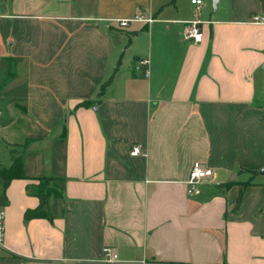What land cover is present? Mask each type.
Returning <instances> with one entry per match:
<instances>
[{
  "label": "crops",
  "instance_id": "obj_1",
  "mask_svg": "<svg viewBox=\"0 0 264 264\" xmlns=\"http://www.w3.org/2000/svg\"><path fill=\"white\" fill-rule=\"evenodd\" d=\"M191 1L0 0V170L18 149L25 175L0 181V264H264V0ZM40 177L61 194L27 220Z\"/></svg>",
  "mask_w": 264,
  "mask_h": 264
},
{
  "label": "built area",
  "instance_id": "obj_2",
  "mask_svg": "<svg viewBox=\"0 0 264 264\" xmlns=\"http://www.w3.org/2000/svg\"><path fill=\"white\" fill-rule=\"evenodd\" d=\"M191 3L196 5L198 8L202 5L201 0H192ZM132 21L137 22H153L152 18L146 19L144 17H136L132 20H118V23L122 27H127ZM252 21L255 23L264 22L263 16L255 15L252 18ZM202 22L198 19L188 22L184 31V39L193 40L194 42H201L203 39L202 32ZM148 64L149 60H142L139 62V68H145V75L148 76ZM142 153L141 146H134L131 154L136 156ZM213 177V171L211 168L207 167L205 164L201 162H195L190 170L189 178L186 181L187 186V195L195 196L201 193L202 184L208 179ZM5 212L4 210L0 211V254L5 248ZM103 260L108 263H114L118 261V254L111 247H105L103 249Z\"/></svg>",
  "mask_w": 264,
  "mask_h": 264
},
{
  "label": "trees",
  "instance_id": "obj_3",
  "mask_svg": "<svg viewBox=\"0 0 264 264\" xmlns=\"http://www.w3.org/2000/svg\"><path fill=\"white\" fill-rule=\"evenodd\" d=\"M84 106H89L86 102ZM24 156L22 151L15 149L12 151V163L9 167L0 170V181L2 188H5L14 179L24 178ZM57 179L52 177H40L38 183L30 185L27 189L28 194L37 197L40 200V205L36 209L27 210L25 219L50 218L48 208V200L51 196L59 197L61 192L56 184Z\"/></svg>",
  "mask_w": 264,
  "mask_h": 264
},
{
  "label": "rangeland",
  "instance_id": "obj_4",
  "mask_svg": "<svg viewBox=\"0 0 264 264\" xmlns=\"http://www.w3.org/2000/svg\"><path fill=\"white\" fill-rule=\"evenodd\" d=\"M183 3H186L190 0H182ZM203 2V6L204 9L201 12V19L202 20H208L210 19V17H216L217 12L214 9L213 6V0H201ZM257 87H258V97L263 100L264 99V74L262 75V73L257 77ZM6 160H11V156H7ZM11 164V163H10ZM9 164V165H10ZM262 171H260L259 173H261Z\"/></svg>",
  "mask_w": 264,
  "mask_h": 264
},
{
  "label": "water",
  "instance_id": "obj_5",
  "mask_svg": "<svg viewBox=\"0 0 264 264\" xmlns=\"http://www.w3.org/2000/svg\"><path fill=\"white\" fill-rule=\"evenodd\" d=\"M219 3H220V0H213V6L215 10H217ZM263 70H264V67H263Z\"/></svg>",
  "mask_w": 264,
  "mask_h": 264
}]
</instances>
